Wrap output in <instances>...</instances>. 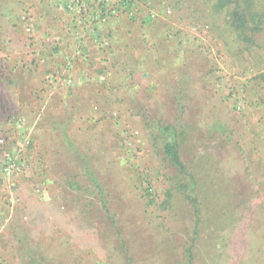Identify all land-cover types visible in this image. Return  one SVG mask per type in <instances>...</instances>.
Here are the masks:
<instances>
[{
    "label": "rangeland",
    "instance_id": "374dc122",
    "mask_svg": "<svg viewBox=\"0 0 264 264\" xmlns=\"http://www.w3.org/2000/svg\"><path fill=\"white\" fill-rule=\"evenodd\" d=\"M221 1L0 0V264H264V0L244 34Z\"/></svg>",
    "mask_w": 264,
    "mask_h": 264
},
{
    "label": "trees",
    "instance_id": "16d2710c",
    "mask_svg": "<svg viewBox=\"0 0 264 264\" xmlns=\"http://www.w3.org/2000/svg\"><path fill=\"white\" fill-rule=\"evenodd\" d=\"M251 4L252 3L249 0H223L218 4V7L219 9H223L227 5L233 6L231 13L232 26L238 33L244 34L247 29V17L254 16V14L251 13ZM79 50L82 51V48L79 49V47H76V52H73L71 53V55H69L70 59L67 62L62 63L65 65V67H67V69L68 66H71L72 64H80L81 62H83L82 60H84V58L80 57V53L78 52ZM150 127L152 137L156 142H158V144L161 145L166 163L181 177L180 191L183 193L187 202L193 208V217L195 218L196 228L195 238L193 239V241L195 242L198 236L197 232L201 222V209L199 201L194 194V191L196 189L195 177L184 164L180 154L181 137H183L184 133L177 125L170 123H151Z\"/></svg>",
    "mask_w": 264,
    "mask_h": 264
},
{
    "label": "built area",
    "instance_id": "2783aa9c",
    "mask_svg": "<svg viewBox=\"0 0 264 264\" xmlns=\"http://www.w3.org/2000/svg\"><path fill=\"white\" fill-rule=\"evenodd\" d=\"M125 2H127V0H125ZM15 122L17 126L16 128L21 129L23 125L22 121L16 119L14 123ZM30 144L31 141L29 140L20 142V145L22 147L29 146ZM5 146H6L5 138L0 137V172L5 175H15L20 173L24 167L21 164V160L19 156L5 149Z\"/></svg>",
    "mask_w": 264,
    "mask_h": 264
},
{
    "label": "crops",
    "instance_id": "0c3cea01",
    "mask_svg": "<svg viewBox=\"0 0 264 264\" xmlns=\"http://www.w3.org/2000/svg\"><path fill=\"white\" fill-rule=\"evenodd\" d=\"M35 51H38V53L44 52V51L47 52V55L52 56V58H53L52 60H54V62L57 63L58 60H60L62 62H67L70 59L69 55H71V53H73V52H76V47L73 46V47L69 48V46L67 47L66 45H61V46L59 45V47H53V48L50 47L49 48V47L45 46V47H39V48L35 49ZM52 60L49 58L50 63L52 62Z\"/></svg>",
    "mask_w": 264,
    "mask_h": 264
}]
</instances>
